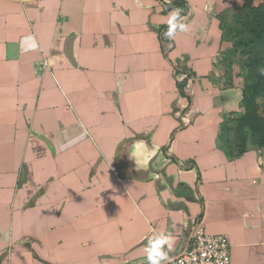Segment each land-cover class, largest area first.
Masks as SVG:
<instances>
[{
  "label": "crops",
  "instance_id": "obj_1",
  "mask_svg": "<svg viewBox=\"0 0 264 264\" xmlns=\"http://www.w3.org/2000/svg\"><path fill=\"white\" fill-rule=\"evenodd\" d=\"M175 1L0 0V264L169 263L199 222L264 264V149L220 146L222 20L264 0H183L167 59Z\"/></svg>",
  "mask_w": 264,
  "mask_h": 264
},
{
  "label": "rangeland",
  "instance_id": "obj_2",
  "mask_svg": "<svg viewBox=\"0 0 264 264\" xmlns=\"http://www.w3.org/2000/svg\"><path fill=\"white\" fill-rule=\"evenodd\" d=\"M245 3L227 13L221 24L228 49L221 73L228 87L242 91L240 108L222 123L220 146L228 157L264 149V5Z\"/></svg>",
  "mask_w": 264,
  "mask_h": 264
},
{
  "label": "built area",
  "instance_id": "obj_3",
  "mask_svg": "<svg viewBox=\"0 0 264 264\" xmlns=\"http://www.w3.org/2000/svg\"><path fill=\"white\" fill-rule=\"evenodd\" d=\"M115 175L118 176L116 168ZM232 247L229 240L222 235H212L199 222L191 238L188 240L184 253L171 263L164 264H231Z\"/></svg>",
  "mask_w": 264,
  "mask_h": 264
},
{
  "label": "trees",
  "instance_id": "obj_4",
  "mask_svg": "<svg viewBox=\"0 0 264 264\" xmlns=\"http://www.w3.org/2000/svg\"><path fill=\"white\" fill-rule=\"evenodd\" d=\"M245 5L252 6L253 5V2L252 1H246L245 2ZM263 5H264V2L261 5H259L258 8L262 7ZM163 6H164V13H169V12H172V11H177V14L175 16V22H174L173 26L172 27H161L160 28V33H159V37H160V41L162 43V48H163L164 56L167 59H169L168 54H167V52L165 50L164 37H165V35H166V33L168 31H175L177 29V26H178V23H179L180 19L182 17H184L185 15L188 14L189 7H188L187 3L184 2L183 0H176L175 2L170 3V4L163 3ZM176 71H177V73L184 72L185 74H188V79L195 78V76L193 75V73L190 72V71L180 70L178 68H176ZM180 91H181V93L183 95H185V93H184V86L183 85H180ZM189 99H190V101L192 100L191 97H189ZM242 153H244V152H242ZM242 153H240V154H242Z\"/></svg>",
  "mask_w": 264,
  "mask_h": 264
},
{
  "label": "water",
  "instance_id": "obj_5",
  "mask_svg": "<svg viewBox=\"0 0 264 264\" xmlns=\"http://www.w3.org/2000/svg\"><path fill=\"white\" fill-rule=\"evenodd\" d=\"M169 263H171V261Z\"/></svg>",
  "mask_w": 264,
  "mask_h": 264
}]
</instances>
